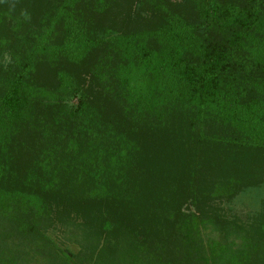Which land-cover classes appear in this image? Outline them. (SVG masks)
Instances as JSON below:
<instances>
[{
  "label": "trees",
  "instance_id": "1",
  "mask_svg": "<svg viewBox=\"0 0 264 264\" xmlns=\"http://www.w3.org/2000/svg\"><path fill=\"white\" fill-rule=\"evenodd\" d=\"M0 264H264V0H0Z\"/></svg>",
  "mask_w": 264,
  "mask_h": 264
},
{
  "label": "rangeland",
  "instance_id": "2",
  "mask_svg": "<svg viewBox=\"0 0 264 264\" xmlns=\"http://www.w3.org/2000/svg\"><path fill=\"white\" fill-rule=\"evenodd\" d=\"M172 1H176V0H172ZM249 200H250L249 196H248V198L247 197L240 198L236 202V204H234L233 207H237L238 206L236 208L237 211H239V212H245L248 209L245 208V207L242 208L241 205H244L245 206V205L249 204L250 203ZM53 234H54L53 236H55V235H57L58 237L60 236V235H58V233L55 234V232H53ZM67 248H68V251H70V252H76V250H77V247L74 246V245H69Z\"/></svg>",
  "mask_w": 264,
  "mask_h": 264
}]
</instances>
